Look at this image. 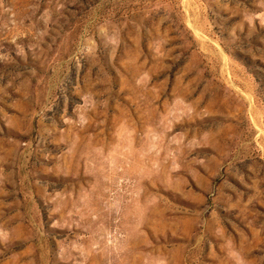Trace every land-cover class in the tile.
<instances>
[{
    "label": "rangeland",
    "instance_id": "374dc122",
    "mask_svg": "<svg viewBox=\"0 0 264 264\" xmlns=\"http://www.w3.org/2000/svg\"><path fill=\"white\" fill-rule=\"evenodd\" d=\"M0 264H264V0H0Z\"/></svg>",
    "mask_w": 264,
    "mask_h": 264
}]
</instances>
